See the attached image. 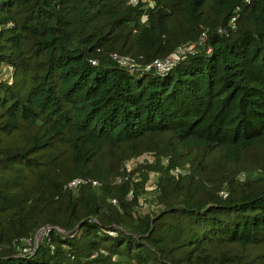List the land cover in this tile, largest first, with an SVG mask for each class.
Returning a JSON list of instances; mask_svg holds the SVG:
<instances>
[{"label": "trees", "instance_id": "trees-1", "mask_svg": "<svg viewBox=\"0 0 264 264\" xmlns=\"http://www.w3.org/2000/svg\"><path fill=\"white\" fill-rule=\"evenodd\" d=\"M0 264H264V0H0Z\"/></svg>", "mask_w": 264, "mask_h": 264}, {"label": "built area", "instance_id": "built-area-1", "mask_svg": "<svg viewBox=\"0 0 264 264\" xmlns=\"http://www.w3.org/2000/svg\"><path fill=\"white\" fill-rule=\"evenodd\" d=\"M245 1H249V0H245ZM133 2H136V0H133ZM238 9V8H237ZM236 9V11H237ZM146 19V16L142 17V21H144ZM236 22H237V17L236 15H233L230 20L228 21V27L230 29H234L236 27ZM218 32L222 33L225 32L226 30L223 29L222 27H219ZM206 41V32L202 31L198 38L195 41H191V42H186L180 46H178L174 51H172L169 55H167L164 58H156L154 59L150 64L146 65L145 68L149 69L152 68L157 72H167L169 71L177 62L185 59L187 56L194 54L197 51L198 47H201L205 44ZM210 51V48L207 49V52ZM112 58L121 66H125L128 67L131 70H134L136 67L139 66L138 62H136L135 58L130 56V55H121V54H117V53H113ZM92 64H95L96 61H92ZM155 160V157L153 154L151 153H146L143 154L141 156H139L138 158L135 159V162L137 163H143L144 161H148V162H153ZM127 167H130V164H127ZM180 172L179 169H177L175 171V173ZM152 175L150 174V178L148 180V182L146 183V185H151L153 180L152 179ZM241 176H244V174ZM121 178L117 179V182H120ZM98 185L97 180L91 179V178H85V177H77L74 178L72 180H70L67 183V187L69 188H73L76 187L78 185ZM129 195H131V192H129ZM224 195V194H223ZM113 202H115V200H113ZM147 207L146 202H144L142 199L139 200V209H145ZM46 229H44L45 231ZM24 241V246H19L17 247V249L20 252L23 253H28L31 252L33 250V247L35 246V241L36 239L33 241V243L31 242L30 239H25Z\"/></svg>", "mask_w": 264, "mask_h": 264}, {"label": "rangeland", "instance_id": "rangeland-1", "mask_svg": "<svg viewBox=\"0 0 264 264\" xmlns=\"http://www.w3.org/2000/svg\"><path fill=\"white\" fill-rule=\"evenodd\" d=\"M244 177V176H243ZM152 179H154V175H152ZM44 232V229L38 234L37 240L41 237L42 233Z\"/></svg>", "mask_w": 264, "mask_h": 264}, {"label": "water", "instance_id": "water-1", "mask_svg": "<svg viewBox=\"0 0 264 264\" xmlns=\"http://www.w3.org/2000/svg\"><path fill=\"white\" fill-rule=\"evenodd\" d=\"M43 229H40L37 233H36V235H35V239H36V241H37V236H38V234L42 231ZM36 241H35V244H36Z\"/></svg>", "mask_w": 264, "mask_h": 264}]
</instances>
